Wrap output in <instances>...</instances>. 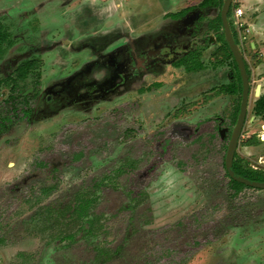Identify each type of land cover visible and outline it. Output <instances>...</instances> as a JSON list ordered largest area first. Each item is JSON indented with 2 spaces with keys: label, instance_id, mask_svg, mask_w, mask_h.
Segmentation results:
<instances>
[{
  "label": "rangeland",
  "instance_id": "374dc122",
  "mask_svg": "<svg viewBox=\"0 0 264 264\" xmlns=\"http://www.w3.org/2000/svg\"><path fill=\"white\" fill-rule=\"evenodd\" d=\"M71 1L0 0V23L13 38L0 56V76L26 59L41 64L38 95L33 73L22 92L0 91V121H6L0 132V264H92V248L103 244L122 247L121 259L108 264H264V189H244L231 199L222 183L224 151L211 120L228 114L229 96L214 88L228 83L232 64L222 59L220 44L202 57L208 70L213 64L221 69L218 78L166 67L165 74L114 89L112 72L98 68L103 58L82 47L92 36L88 27L108 33L116 18L123 30L147 23L150 29L138 36L146 41L171 21L163 13L186 0H106L108 11L87 26L81 22L86 17L78 18L79 0ZM86 1L81 6L96 8ZM239 4L233 0L232 8ZM241 4L247 25L262 19L256 0ZM211 8L213 17L221 10ZM246 29L236 30L245 42L251 39ZM249 51L248 44L244 54ZM157 82L153 91H139ZM254 86L236 152L264 169V120L254 116ZM251 135L261 144L244 146ZM95 180L105 182L91 196L97 204L79 217L73 199ZM43 185H54V192L35 205L31 195ZM188 234L198 236L199 245L186 241Z\"/></svg>",
  "mask_w": 264,
  "mask_h": 264
},
{
  "label": "flooded vegetation",
  "instance_id": "af4514ba",
  "mask_svg": "<svg viewBox=\"0 0 264 264\" xmlns=\"http://www.w3.org/2000/svg\"><path fill=\"white\" fill-rule=\"evenodd\" d=\"M76 1L77 0H72L71 1V3L73 2L72 5L73 4L75 5ZM105 1L106 0H87L85 2L86 5H89V6L91 4L96 5V8L92 9L93 10L92 11L88 6L87 7H83L85 5L81 6L82 4L80 3V0H79V3L76 4L77 5L76 7L78 8L76 11L78 14V18L79 17L81 18V16L82 18L86 17L85 20L81 21L84 26H87L89 24L93 25V21H95L97 17L101 18L103 12L108 11V8L110 7L108 5L109 4L108 2H111V1H108V2L107 1L105 2ZM199 4H196L193 7H189V10L184 15L178 18H173L171 16H168V14H173V13L166 14L167 15L166 18L171 19L166 29L159 34L150 37V39H147L146 41H141V38L138 36L143 31L150 29L149 26L148 27L146 26L147 23L146 24L142 23L141 25H139L141 26L140 30H138L139 29L138 25L129 27L130 28L129 30L128 28L127 29L125 28L123 30L119 25V19L116 18L113 24L115 25L112 28L113 30L109 31L108 33L107 32L103 33L99 29H94L93 26L88 27L89 35H92V36L88 37L87 40L83 41L82 47L86 49H90L89 51L90 53H92V51L93 52L95 51L96 55L100 56V58L101 57L103 58L101 59V61H99V63L100 65L104 67H98V68L100 69L105 68L106 71L112 72L110 76L113 77L112 81L115 82L114 89H116L117 87L120 88L124 86L125 84L128 83L127 81H130V82L132 81L134 83H137L138 81H142L144 80L145 76L149 73H154V72L163 73L164 72L165 74L166 67L170 68L173 74L177 73L178 75L181 73V71L187 74L198 72V71L187 72L183 66L177 67L174 65V63L178 61L179 59L185 57L190 52L196 49L205 47V50L203 51V54H202V57H203L208 50L213 49L216 42L221 44L217 40V36L215 32L209 28V22L212 19H214L218 14L215 17L210 16L213 13L212 8L210 7L201 8ZM113 5L115 4L113 3ZM118 6H120V3L118 4ZM234 9L235 8H232V4H231V8L229 10V12L231 11V13L229 16V12H228V19L231 22L233 28L235 29ZM177 12H174V13H177ZM219 12H221V10ZM114 15L116 16V14ZM114 15H111V16L113 17ZM208 16L210 17V19L207 18ZM231 17H232V20H231ZM91 29H94V30H91ZM98 35H100L99 38H96V36ZM101 35H105V36L102 37ZM111 35L113 37L110 38ZM122 38H124L123 43H122ZM109 47L112 48V53H110V55L105 53V51ZM115 50L116 51L120 50V51L114 52ZM202 61L204 62L203 58H202ZM228 61H229V64H231L230 60ZM245 64L247 65L246 69L249 71V73L248 72L247 73L249 75V88H250L249 100H250L251 91H252L251 85L254 82L252 79V70L250 69V66L246 60H245ZM205 66L207 67L206 64ZM206 67L203 70L208 69ZM213 67H217V65L213 64ZM14 69L12 70V72L14 71ZM232 70H233V66H231L230 72L227 74V76H225L228 78V83H223L221 85H228L232 82V75H231ZM199 71H202V70H199ZM12 72L9 75H11ZM88 72L89 70H87L85 74H87ZM109 74L110 73H107L106 77H108ZM261 75L263 76V74ZM220 86L217 85L216 86L217 88L216 89L214 88V91L216 94H218L217 90ZM257 86L258 85L255 84L254 89H253L254 90L253 94L257 97L256 100L261 95H264V93L260 94L261 93L260 86L258 87ZM148 87L149 86L140 88L139 91L141 93L153 91V89L142 91L143 89L148 88ZM257 88L260 91L259 95H257V90H258ZM223 94L229 96V102H228V107H229L231 96L226 93H221L218 95H223ZM248 106H249V102H248ZM223 113H226V112H223ZM223 113H220L217 116L222 117L221 115ZM247 114H248V109H247ZM246 119H247V116H246ZM246 119H245L244 125L246 123ZM222 125H223L222 123L219 124V132H220V135L224 138V136L228 132V128L225 127L224 125L222 127ZM244 125H243V128H244ZM234 127L232 128V132H233ZM243 128H242V131H243ZM231 135H230V138H231ZM251 166L253 167V165ZM253 168L258 169V167L257 168L253 167Z\"/></svg>",
  "mask_w": 264,
  "mask_h": 264
},
{
  "label": "trees",
  "instance_id": "16d2710c",
  "mask_svg": "<svg viewBox=\"0 0 264 264\" xmlns=\"http://www.w3.org/2000/svg\"><path fill=\"white\" fill-rule=\"evenodd\" d=\"M224 3V0H202L199 4L201 8L204 7H219L222 8V5ZM233 6V5H232ZM235 7V5H234ZM189 8H185L177 13L168 14V16H171L173 18H178L182 15H184ZM231 11L229 12L230 16ZM231 25V30L233 37L236 41V43L239 45L238 36L233 28L231 22L229 21ZM209 28L213 30L217 36V40L221 43L218 47L219 54L222 55V59L224 60H230V63L233 66L232 70V82L228 85H221L217 93H226L231 96V101L229 104V110L228 114L223 113L222 117H214L211 121L214 123V128L217 131V134L219 138L222 141V149L224 151L223 153V169H224V177L222 178L223 185L225 187V190L227 191V194L230 196L231 199H235L240 195L241 192H243L244 189H253L252 187H249L243 183H240L234 179V175H238L244 178H247L249 180L258 181V182H264V169H254L251 164L244 158L237 155V152L235 153L234 159L230 165H227L225 162L227 147L230 139V135L232 133V128L235 126L239 110H240V103L242 98V80L240 76L239 69L237 67L236 62L234 61L233 54L230 51V48L228 46V43L226 42L225 35L223 32V24L220 12L218 15L212 19L209 22ZM13 44V38L9 30H7L2 23H0V56L3 54L5 47H10ZM205 50V47L196 49L189 54H187L185 57L179 59L174 63L175 66L180 67L183 66L187 72L192 71H199L203 70L206 66L204 62L202 61V54ZM218 62H221L219 60ZM40 61L39 59L31 58L26 59L20 62L17 67L14 69L11 75L7 77H1L0 76V91L2 88H8L10 91V96L22 92L24 89V83L29 77L31 73L34 74V85H35V93L34 95H38L39 86H40V79H41V72H40ZM247 66V65H246ZM249 73V71L247 70ZM160 83H154L152 86H149L148 88L143 89L144 90H151L154 88L159 87ZM254 115L256 117H260L262 120H264V95H261L254 104L253 107ZM3 118L0 121V132L5 129L6 121ZM222 123L225 127L228 128L227 134L224 136V138L220 135L219 132V124ZM222 125V127H223ZM130 134L135 132V129H129L127 130ZM201 138V137H199ZM261 144V141L256 137V135H251L248 137L244 142V146H257ZM81 153H76L74 158H79ZM35 165L38 167H48V164L44 161H38L35 160ZM227 179V181H225ZM103 180H95L90 188H87V190L80 191L76 194L75 198L73 199V211L76 212L79 217H82L84 215H88L91 208L97 204V197L96 199L92 200L91 196L95 195L100 191L102 186L104 185ZM55 186L49 185V186H41L38 190V192H34L31 195V199L33 203L39 204L43 200L49 198L52 193L54 192ZM31 202V201H30ZM49 212V209H46ZM193 221L197 224V226L200 224L198 215H193ZM195 224V225H196ZM178 225L181 228L186 229V226L184 223L178 222ZM193 236L189 234L185 236L186 241L190 243L192 240L194 242V245H199V241H197V238H192ZM191 241V242H192ZM92 251H94V256L92 258V264H108L115 260L121 259L122 254V247L120 245L116 246L115 248H110L107 245H100V246H94L92 248ZM144 264H152L151 262H148L145 260Z\"/></svg>",
  "mask_w": 264,
  "mask_h": 264
},
{
  "label": "water",
  "instance_id": "95a60500",
  "mask_svg": "<svg viewBox=\"0 0 264 264\" xmlns=\"http://www.w3.org/2000/svg\"><path fill=\"white\" fill-rule=\"evenodd\" d=\"M232 1L233 0H224L220 14H221L223 31H224L226 42L228 43L230 51L233 54V58L238 66L240 76L242 79V98H241L238 119L233 129V132H232V135H231L228 147H227V152H226V157H225V162L227 165H230L232 163L237 147H238L239 138L241 136L242 128H243V125H244V122L247 116L249 93H250L249 75L247 73L245 59H244L243 53L239 45L236 43L233 37L231 25L228 19V12L231 8ZM259 93L260 91L258 89L257 95H259ZM234 179L249 187L264 189V182L249 180L247 178H244L238 175H234Z\"/></svg>",
  "mask_w": 264,
  "mask_h": 264
},
{
  "label": "crops",
  "instance_id": "0c3cea01",
  "mask_svg": "<svg viewBox=\"0 0 264 264\" xmlns=\"http://www.w3.org/2000/svg\"><path fill=\"white\" fill-rule=\"evenodd\" d=\"M165 1V3H168L171 0H163ZM202 0H186L184 5L182 6V8L178 9L177 11L181 10V9H185V8H189V7H193L196 4H199ZM238 1L240 4V7L242 6L241 4V0H236ZM211 8V7H210ZM242 8V7H241ZM254 8H255V12L257 15L261 16L262 15V19L259 21V19H256L255 23L247 25L245 22V25L247 26L246 31L248 32V35L250 36L251 39H249L247 42L243 41L246 39V37H243L241 39L240 36H238V41L240 43L239 46L245 60L248 62L250 69L252 70V79L254 84H257L258 86H260V91L262 93H264V75L262 76L261 74L264 72L262 71V66H263V70H264V0H256V4H254ZM175 11V12H177ZM168 13H174L173 11H166L163 13V18L164 19H168L166 18V14ZM256 15V16H257ZM255 16V17H256ZM236 28V27H235ZM256 29V30H255ZM237 30V29H235ZM237 32V31H236ZM255 37L257 42H254L252 40V38ZM249 44V48L252 49V51H249V53L247 52V56L246 54H244V52L246 51L247 45ZM258 55V56H257ZM257 58H254L256 57ZM254 63V64H252ZM221 69L219 67H213V70H202V71H198V72H193V73H189L186 75H197L198 77L204 75L205 73L207 76V79L211 80V79H215L216 77L218 78V76H220L221 74ZM258 72V76H256L255 74ZM261 75V76H260ZM257 86V87H258ZM258 89V88H257Z\"/></svg>",
  "mask_w": 264,
  "mask_h": 264
},
{
  "label": "built area",
  "instance_id": "2783aa9c",
  "mask_svg": "<svg viewBox=\"0 0 264 264\" xmlns=\"http://www.w3.org/2000/svg\"><path fill=\"white\" fill-rule=\"evenodd\" d=\"M243 15H244V10L241 7H237L234 9V26L238 31H240L245 26V23L241 20ZM261 139L264 140V132L262 133Z\"/></svg>",
  "mask_w": 264,
  "mask_h": 264
},
{
  "label": "bare ground",
  "instance_id": "6f19581e",
  "mask_svg": "<svg viewBox=\"0 0 264 264\" xmlns=\"http://www.w3.org/2000/svg\"><path fill=\"white\" fill-rule=\"evenodd\" d=\"M11 165V164H10Z\"/></svg>",
  "mask_w": 264,
  "mask_h": 264
}]
</instances>
